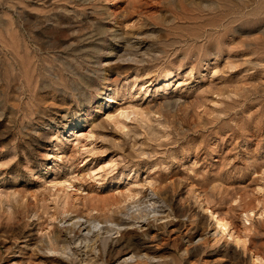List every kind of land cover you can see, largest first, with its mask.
I'll list each match as a JSON object with an SVG mask.
<instances>
[{
    "label": "rangeland",
    "instance_id": "obj_1",
    "mask_svg": "<svg viewBox=\"0 0 264 264\" xmlns=\"http://www.w3.org/2000/svg\"><path fill=\"white\" fill-rule=\"evenodd\" d=\"M67 217L105 227L98 255ZM129 242L264 264V0H0V264Z\"/></svg>",
    "mask_w": 264,
    "mask_h": 264
},
{
    "label": "bare ground",
    "instance_id": "obj_2",
    "mask_svg": "<svg viewBox=\"0 0 264 264\" xmlns=\"http://www.w3.org/2000/svg\"><path fill=\"white\" fill-rule=\"evenodd\" d=\"M77 134L79 135V133H77ZM154 198L155 197L150 198L153 200V203H151V204H154V202H156L154 200ZM151 212L153 213V216L151 219L157 220V219H161L163 217H168L170 211L168 208H165V206L163 204H160V205H157V208H154V207L151 208ZM162 215H165V216H162ZM211 215H212V213H211ZM247 217H248V215L246 214L245 219H248ZM213 218H214V222L216 224V228H218L221 231V233L224 234L226 232L229 236H232V232L230 230H228L229 224L225 220V218H222L219 216H213ZM64 222L69 224L72 228H74V229L76 228V230L78 232V237L80 234L84 235V239H86V240L83 242L82 247L84 249H86V251L89 250V252L92 253L93 257H95L96 255H98V253H100V249L96 243H97V241H99V237H100V235H102L101 234L102 229L105 227H99L98 225H94V226L90 227V226H88L89 224L86 225V222H81L79 217H67L61 222L60 226H62ZM148 223H149V220L147 218H144V219H139V221L137 220V221L132 222V223L127 224V225H125V224L122 225L121 223L117 224V226L115 228L114 227L112 228V225H109V227H106L105 234L109 233L108 236H106L107 238L112 236V234L110 233V231H112V230L115 231V233H117V234L118 233L121 234L123 232L122 230H125V229H127V227L133 226V225H136L137 229L142 230L145 226H148ZM82 227H84V229H86V233H82V229H81ZM81 239H83V238H81ZM81 239L78 241L79 245L82 244ZM103 241H106V239L104 238ZM132 245H133V242H129L127 245V251L125 249L126 252H122L121 255L117 257L118 260L116 261V263H113V262L112 263L113 264H129V263L136 261V260H145V261L151 262L149 264H156V262L152 263V260H154V259L156 260V257L154 255L151 256L148 253L143 252V250H141V249L136 251ZM138 245L136 246V249L138 248ZM242 245H243V247H245L246 242L245 241L242 242ZM67 254L69 256V259H71V260H78L79 262L80 261L85 262V264H91L92 258L87 259V257H86L83 260H79L80 257L74 251H72L70 248H69ZM112 263H110V264H112Z\"/></svg>",
    "mask_w": 264,
    "mask_h": 264
}]
</instances>
